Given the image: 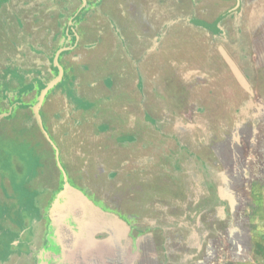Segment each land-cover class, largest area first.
Segmentation results:
<instances>
[{"label":"rangeland","instance_id":"obj_1","mask_svg":"<svg viewBox=\"0 0 264 264\" xmlns=\"http://www.w3.org/2000/svg\"><path fill=\"white\" fill-rule=\"evenodd\" d=\"M141 1L0 0V208L10 210L0 220L2 239L41 249L51 210L63 251L50 264H126L122 252L112 257L119 242L110 235L98 251L88 239L76 245L63 225L68 208L84 235L141 234L133 264H264V56L257 60L264 46L252 40L264 31V7L185 0L206 6L190 19L188 7H175L167 38L147 55L168 7ZM68 47L59 57L62 79L40 112L52 123V145L31 107L57 75L55 52ZM85 98L113 128L90 119ZM118 106L133 111L130 122L144 112L133 122L138 136L112 134L126 123L115 116ZM112 138L121 146L107 156L99 145ZM163 185L165 193L149 192ZM25 212L35 213L29 234L17 224Z\"/></svg>","mask_w":264,"mask_h":264},{"label":"crops","instance_id":"obj_2","mask_svg":"<svg viewBox=\"0 0 264 264\" xmlns=\"http://www.w3.org/2000/svg\"><path fill=\"white\" fill-rule=\"evenodd\" d=\"M146 0H144V1H141V4L144 2L145 3V5H146V2H145ZM162 1H164V0H162ZM176 1H178V2H175V6L174 5H169V6H167L168 4L165 2V4L163 3L162 5H160L161 4V0H156V2L158 3V5H157V3L155 2V4H154V7L155 8H157V7H168L167 8V13L165 14V16H161L160 18H159V20L161 21V23H162V26H163V24L165 25V27H161L160 29H162V32H163V34L161 33L160 35H157V34H153V35H150V37H148V43L150 42V44H149V48H147L146 50H147V55H150L151 54V49H152V51L155 49V50H158V48L160 47V45L162 44V41L165 39V38H167V36H168V33H167V31L165 30L167 27H166V24H165V22H166V20H169L170 21V19L168 18V17H170V16H173V15H175V9L178 7V6H181V7H188L189 9V17H187L188 19H190V18H192V16L193 15H191V14H194L193 13V10L196 8V7H200V6H206V4H202V5H200V6H198V4H197V2H195V3H193V4H189V1H187V2H185V0L183 1V3H181L179 0H176ZM192 1H195V0H192ZM255 2L257 1L258 2V4H261L262 5V7H264V0H254ZM147 3H151L150 1H147ZM237 3H238V0H236V5H237ZM156 5V6H155ZM121 7L123 6V0H122V3H121V5H120ZM142 7V6H141ZM172 7V8H171ZM176 7V8H175ZM258 7V6H257ZM259 8V7H258ZM170 9H172V11L170 12ZM196 11H197V9H196ZM155 12L156 11H150V12H147V13H149V14H147V15H149L150 16V18L152 17V19H151V21H150V23H152L153 22V15L155 14ZM178 13V12H177ZM187 16V15H186ZM141 17V16H140ZM183 17V16H182ZM261 18V15H259L257 18ZM177 18V17H176ZM183 18H181V20H182ZM263 19V18H262ZM180 20V18H177V20H174L175 22L176 21H181ZM134 22V21H133ZM135 23V22H134ZM129 24V26H131V21L128 23ZM136 24V28L138 29V28H140V26H139V23H135ZM168 24V23H167ZM163 29H164V31H163ZM99 31H101V30H99ZM258 34L259 35H257L256 37H253L252 38V40H256V42H258L257 44H259L260 42H261V44H262V46H264V31H261V32H258ZM182 36V35H181ZM181 36H176V38L174 39L177 43H178V41H179V38H181ZM185 35H184V33H183V36L182 37H184ZM77 39V38H76ZM177 39V40H176ZM67 49V48H66ZM71 49V48H70ZM67 51V50H66ZM64 52V51H63ZM116 53H118V52H116ZM62 53H60V55H61ZM114 54V53H113ZM121 54H123V52H121ZM60 55H59V57H60ZM108 55H112V54H108ZM260 56V57H259ZM264 55L262 54V53H260L259 51H258V59L257 60H260L262 57H263ZM59 57H58V63H59ZM254 59V58H253ZM263 61V60H262ZM196 63V62H195ZM60 65V64H59ZM262 66H263V63H262ZM163 70H166L165 68H163ZM182 72H185V71H187L188 70V67H185V65H183V67H182ZM180 70H178V72H179ZM263 72V74H264V69L262 70ZM168 74H169V71H168ZM184 74V73H183ZM63 75V74H62ZM206 77H209V74H206ZM105 85H106V83H104ZM104 87V86H103ZM43 88V87H42ZM262 95V94H261ZM263 96H264V94H263ZM84 98V97H83ZM86 100V103H87V105H84L83 104V107L86 109V113H89V115H90V119H93L96 123H98V122H100V124L101 125H103V127L105 126V127H107L108 129L109 128H113V124H111V123H108V122H106V121H101V115L98 113V111L97 110H93L92 109V104L96 101L95 99H88V98H85ZM43 103H44V100H43ZM43 103H42V105H43ZM42 105H41V107H42ZM87 106V107H86ZM41 107H40V110H39V114H40V117H41V120H42V123H43V126H44V129L46 130V132H47V134L48 135H53V127H51L52 126V123L50 122V124H49V126H47L46 125V123L44 122V118H43V116H42V114L40 113L41 112ZM114 107V106H113ZM90 108V109H89ZM113 110H114V112H115V116H116V118H117V120H120V121H126V123H125V126L122 128V129H115L114 131H113V133L112 134H117V133H119V134H122L121 136H123V137H132V136H138V133L135 131V127H134V125H133V122H134V120H136V119H143L144 118V112H142L141 113V118H137V117H135V118H131L133 121L132 122H130L129 120H130V117H127V115H128V113H132L133 111H130V110H127V109H122V110H120V107L118 106L117 108H113ZM140 113V112H139ZM8 114H2L1 116L2 117H6ZM88 115V116H89ZM122 116V118L121 119H119V116ZM150 117H152V115H150ZM96 123H94V124H96ZM36 125V124H35ZM88 125L91 127V128H93L94 127V125L93 124H89L88 123ZM96 129V128H95ZM37 130L39 131V129L37 128ZM97 131H98V129H97ZM129 132V133H128ZM39 133H40V131H39ZM95 133H96V130H95ZM102 134H105V133H96V135L98 136V135H102ZM40 135H41V133H40ZM110 137V136H109ZM116 142V140H114V138H112V140L111 141H109L108 143H111V144H107L106 146H102V145H99L100 146V148L102 149V151H104L106 154H107V156L109 155L110 156V154L111 153H118L117 152V150H119L120 149V144H114ZM117 143H119V142H117ZM129 152L131 151V150H128ZM127 151V152H128ZM133 152V151H132ZM121 153V152H120ZM136 154V153H135ZM113 156V155H112ZM142 156H144L143 155V153L142 152H140L139 154H136L134 157L136 158V160H138V159H140V157H142ZM102 160H103V158L104 157H100ZM107 158V157H106ZM23 168L22 167H18V169H17V171H15L16 172V176H17V178H21V179H24L23 177H22V170ZM134 176L136 177L137 176V174L136 173H134ZM145 177H146V175H144ZM138 177H139V175H138ZM43 180H45V178H42ZM140 181H141V178H140ZM12 194V193H11ZM14 194V193H13ZM0 195H3L2 193L0 194ZM219 198H217V200H218ZM219 203L220 204H223L220 200H219ZM10 210H8V209H6V210H4V208H0V220L1 219H3L4 217H7L8 219H9V216H10V212H9ZM13 212H11V214H12ZM74 215H75V213H73ZM15 215L17 216V214L15 213ZM19 217V216H18ZM18 222H19V220L17 221V224H18ZM20 223V222H19ZM1 225H3V221H2V224ZM69 228H70V231L71 232H73L74 234H73V238H74V235H75V237L77 238V242H75V244L77 245L78 243H81V241H80V236L81 235H83V232L85 231V229L82 227V226H80L79 224L78 225H74V223L73 222H69V224L67 225ZM1 229H2V227H1ZM101 229H99V228H97V231H95V233H97V232H99ZM79 235V236H78ZM19 240H20V238H19ZM153 243L155 244V242H154V238H153ZM33 253H34V251H33ZM20 256V255H19ZM17 257V255H16V253H12V255L11 256H8L7 257V260H6V262H3L4 260H2V258H1V260H0V264H30L29 263V259L26 257V255L23 253V255H21L20 256V258H18Z\"/></svg>","mask_w":264,"mask_h":264},{"label":"flooded vegetation","instance_id":"obj_3","mask_svg":"<svg viewBox=\"0 0 264 264\" xmlns=\"http://www.w3.org/2000/svg\"><path fill=\"white\" fill-rule=\"evenodd\" d=\"M70 48H72V47H68L67 49H70ZM61 49H63V48H61ZM51 66H52V63H51ZM56 72H57V70H56ZM53 200H55V199L53 198ZM66 209L68 210V213L70 215H72V212L70 211V209H68V208H66ZM25 211H27V210H25ZM48 212H49V214L46 213L47 214L46 216L47 217L49 216L50 224H49V229L46 230L45 234H43L44 239L42 241L41 249H39L37 251H34V249H33V251H34V253H33L30 250V248L27 246L28 242H26L25 240H23V239L19 240L20 237H17L15 243H11V242L8 241V239H4V238L2 239L3 235L1 233L0 234V247H1V250L4 249L5 252L4 253L1 252L0 260L2 258V260H4L3 262H6L7 257L11 256L12 253L14 252V253H16L18 258H20V256L23 255V253H24L29 260H32V263H30V264H41V262H40L41 259H44L45 264H50V262H49L50 259L52 260L53 256H55L58 253H61L63 251V248H62L63 247V240H62L63 238H57V234H56L57 227H56V225L53 222L52 211L50 210ZM25 214L27 215L26 217H28V219H26L24 217L22 222L21 223L18 222V224H20V225L23 224L22 225L23 226V230L27 231V234H29L31 232V230H30L31 225L36 220L32 216V214L34 215L35 213H28V212L26 213L25 212ZM69 214L67 215V219L65 220V223L63 225H68V224H66L67 222H73V219H72L73 215L70 216ZM17 216H19V215H17ZM69 216H70L71 219H69ZM20 220H21V218H20ZM86 224L89 227L88 222H86ZM93 226L94 225H92V227H90V228H93ZM119 230L117 229V232ZM95 231H97V229L96 230H92L87 235H86L87 232L84 231L86 233H85V235L83 234V236L82 235L80 236V241L83 242L86 239H88L91 242V244H94V243L96 245L100 244V246L98 245L99 246L98 249H97V251H98V250H100V247H101L102 244L104 246V244L108 243V241H109L108 237L110 235L111 237H114L116 240L118 239L117 241L119 242L118 247L116 246L117 248L115 247L114 250H113V254H112L113 258H115L117 260L120 259V253L122 252V255H123L122 259H125L124 262L126 264H130V263L133 264L134 260H136V261L138 260V254H139L138 250L142 249V246H143V244H142V246H140V241H141L140 239L141 238L143 239V236L140 237L141 234L139 235V233H136V235H135V232H134L132 234H124V235H122L121 233H115L114 232V234L112 236V234H110V232H107L105 229H101L97 233H95ZM49 238L53 239V243L48 244ZM30 239H31V241L33 240L32 237ZM157 239H158L157 238V234H155V238H154L155 248H156L155 250L158 251ZM31 241H29V243L32 245ZM58 250H59V252H58Z\"/></svg>","mask_w":264,"mask_h":264},{"label":"water","instance_id":"obj_4","mask_svg":"<svg viewBox=\"0 0 264 264\" xmlns=\"http://www.w3.org/2000/svg\"><path fill=\"white\" fill-rule=\"evenodd\" d=\"M82 1L84 3V0H82ZM237 6H238V3L236 5V7ZM66 50H69V49L63 48V49H58L56 51V53L52 59V66L57 70V75L52 80L47 82L43 88L40 89L38 96L36 98V103L34 106L31 107L32 117L34 119V122H35L37 128L39 129V131L42 134V136L44 137V139L50 144H52V141L50 140L46 130L44 129V126H43V123H42V120H41V117L39 114V110H40V107L43 103V100H44L47 92L49 90H51L52 88H54V86H56V84L58 82H60L62 79L63 69L58 63V57L62 51H66Z\"/></svg>","mask_w":264,"mask_h":264},{"label":"trees","instance_id":"obj_5","mask_svg":"<svg viewBox=\"0 0 264 264\" xmlns=\"http://www.w3.org/2000/svg\"><path fill=\"white\" fill-rule=\"evenodd\" d=\"M207 154H210V153L207 151ZM203 158H204V157H203ZM215 162H216V161H215ZM151 191H152V192H154V191H158V192L165 193V191H167V190L164 188V185H163V189H162V190H160V189L158 190V189H156V188L153 187V190L150 189L149 192H151ZM165 198H166V197H165Z\"/></svg>","mask_w":264,"mask_h":264}]
</instances>
